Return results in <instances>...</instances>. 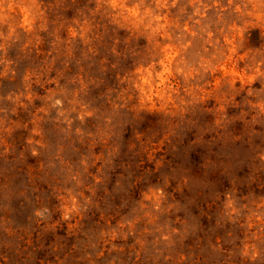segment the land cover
Segmentation results:
<instances>
[{"label":"clouds","instance_id":"obj_1","mask_svg":"<svg viewBox=\"0 0 264 264\" xmlns=\"http://www.w3.org/2000/svg\"><path fill=\"white\" fill-rule=\"evenodd\" d=\"M0 264H264V0H0Z\"/></svg>","mask_w":264,"mask_h":264},{"label":"rangeland","instance_id":"obj_2","mask_svg":"<svg viewBox=\"0 0 264 264\" xmlns=\"http://www.w3.org/2000/svg\"><path fill=\"white\" fill-rule=\"evenodd\" d=\"M160 151H163V146L161 145Z\"/></svg>","mask_w":264,"mask_h":264}]
</instances>
